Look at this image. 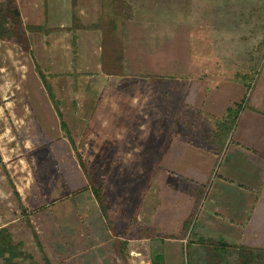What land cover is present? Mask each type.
Wrapping results in <instances>:
<instances>
[{
	"label": "rangeland",
	"instance_id": "374dc122",
	"mask_svg": "<svg viewBox=\"0 0 264 264\" xmlns=\"http://www.w3.org/2000/svg\"><path fill=\"white\" fill-rule=\"evenodd\" d=\"M11 2L0 0V230L13 249H0V264H241L243 247L195 234L204 189L192 216L171 214L190 212L197 186L159 157L173 137L204 154L223 150L234 117L220 127L228 118L186 107L182 93L189 80H230L253 68L242 81L250 96L264 58L200 63L207 46L171 70L160 54L142 55L137 41L128 48L123 21L133 17L75 10L72 28L87 38L79 48L69 30L26 26L22 17L18 26ZM168 68L177 81L158 85L155 74ZM170 100L176 111H154ZM204 165L194 166L205 175ZM185 218L180 230L156 225ZM255 255L253 264H264V251Z\"/></svg>",
	"mask_w": 264,
	"mask_h": 264
},
{
	"label": "crops",
	"instance_id": "0c3cea01",
	"mask_svg": "<svg viewBox=\"0 0 264 264\" xmlns=\"http://www.w3.org/2000/svg\"><path fill=\"white\" fill-rule=\"evenodd\" d=\"M15 1L26 26L69 30L65 33L75 38L79 48L86 46L87 38L81 35V28L76 31L72 28L77 10L81 17H133L123 21V31L128 33V48H133L137 41V49L142 55L160 54L169 60L171 70L173 65L194 63V49L207 46L212 51L198 55L206 58L198 61L200 63L255 65L262 63L264 58L261 55L264 49V0ZM33 3L39 12L32 11ZM94 38L91 36L90 41ZM228 48L233 50L227 52ZM93 55L98 57V53L91 51ZM170 69L155 74L158 85L163 84V80L170 84L177 81ZM250 71L236 72L230 80L214 82L210 77L189 80L182 93L186 107L193 106L223 120L228 118L230 110L239 111L238 107H242L223 150L204 154L190 147L187 141L173 137L159 159L162 168L192 179L198 189L194 188L195 201L190 212V207L181 208V212L172 207L175 210L172 215L192 216L197 205L196 192L205 190L195 216L197 237L264 251V69L257 83L252 85L255 89L248 101L243 103L248 90L247 83L242 81L250 79ZM165 93L166 98L172 95ZM166 105V109L156 105L154 111L175 110L172 100ZM185 160L189 165L184 167ZM200 160L208 166L205 175L194 166ZM218 163L219 170L214 174ZM165 178L160 176V182L164 183ZM156 225L162 230H180L187 225V219L168 224L156 221Z\"/></svg>",
	"mask_w": 264,
	"mask_h": 264
},
{
	"label": "trees",
	"instance_id": "16d2710c",
	"mask_svg": "<svg viewBox=\"0 0 264 264\" xmlns=\"http://www.w3.org/2000/svg\"><path fill=\"white\" fill-rule=\"evenodd\" d=\"M10 8H12V15L15 16L17 18V20H18L17 21L18 26L21 27L22 26V22L20 21L21 14H20V11H19L18 7L16 6V1L15 0H12ZM249 94H250V92L248 93V96L245 97L243 103H246L248 101ZM241 108H242L241 106L238 107L239 111L230 110L229 111V116L230 117L228 116V119L224 123H221L220 127H226L227 126V121H229V118H231V116H233L234 117V119H233L234 121H233V126L231 128V131H232L233 128H234V125H235V123L237 121V118H238V115H239V112H240ZM62 126H63V128L65 130H67V126H66V124L64 122H63ZM79 161H80L81 166L84 167L83 160L80 157H79ZM15 195L20 199V195H19V193L17 191L15 192ZM21 207H23V206L21 205ZM5 234H8V231L6 229H1L0 230V249H2V251L13 249L11 246H8L6 244L5 239H3L4 238L3 236ZM257 252L258 251H256V250L243 247L241 249V251H240L241 264H253V262L255 261V258H256L255 253H257Z\"/></svg>",
	"mask_w": 264,
	"mask_h": 264
}]
</instances>
